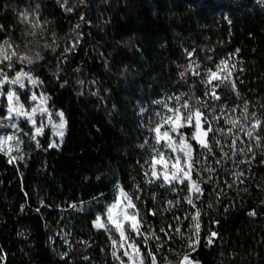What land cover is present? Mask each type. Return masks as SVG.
Returning a JSON list of instances; mask_svg holds the SVG:
<instances>
[{
	"label": "trees",
	"instance_id": "1",
	"mask_svg": "<svg viewBox=\"0 0 264 264\" xmlns=\"http://www.w3.org/2000/svg\"><path fill=\"white\" fill-rule=\"evenodd\" d=\"M5 42L9 53L33 63L13 57L0 64V77H35L47 108L62 112L66 124L56 147L46 136L26 141L12 151L14 163L0 152V264H120L109 234L93 227L117 186L133 198L141 231L161 238L136 237L144 264H152L149 251L157 264H180L185 254L193 264H264V127L259 146L239 127L228 137L210 133L211 153L189 141L197 161L192 178L203 189L195 209L184 199L186 183L172 191L145 176L155 146L148 131L159 109L154 101L183 94L205 101L209 119L223 109L245 129L264 121V0H0V46ZM222 60L234 65L237 91L222 86L213 101L202 79ZM190 63L199 76L185 72ZM213 126L231 127L223 119ZM182 131L190 137L193 130ZM197 209L200 242L192 251ZM169 225L171 239L160 231Z\"/></svg>",
	"mask_w": 264,
	"mask_h": 264
},
{
	"label": "snow or ice",
	"instance_id": "2",
	"mask_svg": "<svg viewBox=\"0 0 264 264\" xmlns=\"http://www.w3.org/2000/svg\"><path fill=\"white\" fill-rule=\"evenodd\" d=\"M5 44L6 47L0 46V64L5 61L11 62L13 57H18L21 63H33V59L28 55L20 54L15 50H12L9 53L8 50L12 49V45L7 42H5ZM189 55H191V53H189ZM8 66L11 68L12 64L9 63ZM195 69L196 70L193 69V64L190 63L185 69V72H191L193 75L199 76V65H196ZM233 69L234 65H229L228 60H222L220 64L216 65L215 69L209 68L205 73L206 78L202 79V83H204L209 89L205 92V96L213 101H218L221 99V96L218 94L217 89L222 86L227 87L229 84L231 85L232 91L236 92V83L233 79ZM185 72L180 73L182 78L185 76ZM25 79H27L33 86L37 84L35 79L27 73L20 71L13 79H9L7 75H4V78L0 79V88H2L5 83H9L12 85H19V88L23 89L25 88ZM0 94H2V92H0ZM47 99L46 96L41 95L37 97L33 94L31 100L36 103L29 111L20 103V97L15 91L9 90L7 92V115L0 118V120L10 121L6 126L14 129V132L12 134L0 136V152L9 157V163H14L17 160V157L12 156L11 153L14 150L19 151V145L23 143L20 136L17 135L22 129L15 121L23 118L31 124L34 131L31 133L30 138L36 140V138L43 133L44 125L37 127L35 116L37 114H47L49 122L51 121V114L47 108ZM153 103L159 105L160 110L154 113L155 119L150 122V126L148 127V131L152 134L155 146L152 148L153 155L145 161V165L148 169L145 171V176L148 178V183L162 180L163 183L160 186H167L172 191L176 190L175 185H184L186 183L188 195L185 196L184 199L194 209L197 207L195 200H198L200 196L203 195V189L201 188L200 183L192 178L193 172L196 171L197 161L193 158L194 149L189 141H195L200 148L206 149L211 153L212 147L209 143L210 133H218L221 136L228 137L233 135V129L239 127L240 131H243L249 138L254 139L257 146H259L261 137L258 133L261 127H264V121L253 119L251 125L245 129L243 125L239 124L237 119L223 115V109H221L222 115L218 116L212 114L211 119H209V117L201 111L202 107H209L205 101L196 98L195 103H192L191 98L184 99L183 94L170 96L165 100H157ZM246 109L247 105H245V111ZM141 111L143 112V109H141ZM232 111L234 112L235 109H232ZM57 115L60 117V123L54 127L58 129L56 135L62 138L66 122L64 121L62 112ZM254 115L255 114H253V117ZM245 118L247 119V117ZM221 119L224 120L225 124H228L231 127L227 130L222 127H214L213 122L218 123ZM3 126L5 125L0 124V127ZM185 128L193 130L190 137L182 131ZM24 135H29V133H24ZM212 138L215 137L213 136ZM239 140V136H234L231 140L230 147L233 155L238 151L236 145ZM13 141H15L14 146L12 143ZM148 143L149 141L146 139L144 144L147 145ZM216 144H221L219 139H216ZM49 146L56 147L57 145L53 143ZM141 147H144V145H141ZM251 150L252 148L249 146L248 151ZM222 155L226 158L228 154L222 153ZM20 158L22 159V157ZM216 162L217 164L221 163L220 160H217ZM207 171L212 172L214 169L209 168ZM234 175L239 178L243 173L237 172ZM117 187L118 195L115 198V202L108 206L104 218L101 216L96 217L93 222V227L97 230H104L109 234V240L111 241L113 248L111 254L115 259L120 261V264H125V261L118 255V252L121 250H123V256L127 257V264H144L143 255L135 238L143 236L145 242L149 239L160 240L161 238L154 231L147 234L141 231L142 221L139 219V213L135 211L136 205L133 202V198L129 196L123 188H120L119 186ZM168 206H173L172 201H168ZM249 214L255 215L254 212H250ZM152 215H156V213L153 212ZM176 219L179 220L180 218L176 217ZM185 219H187V217H185ZM191 220L194 222L192 227L195 229V239H189L188 248L195 251V246L200 242V212L198 209L191 216ZM171 230V225H169L168 230L164 228L160 229L161 233L169 239H171V236L169 235V231ZM174 231L177 234H181V229L179 227L175 228ZM133 233L135 236H133ZM115 235H118V240L114 238ZM215 236V232L211 233L208 238L209 244L213 242ZM162 246V244L158 245L157 250ZM148 255L152 258V264H157L156 256L151 251H149ZM180 264H193V261L190 259V254H185L180 261Z\"/></svg>",
	"mask_w": 264,
	"mask_h": 264
},
{
	"label": "rangeland",
	"instance_id": "3",
	"mask_svg": "<svg viewBox=\"0 0 264 264\" xmlns=\"http://www.w3.org/2000/svg\"><path fill=\"white\" fill-rule=\"evenodd\" d=\"M18 72H20V71H18ZM18 72H16L13 76L8 77V78L9 79L15 78V76H16V74ZM29 76H31V75H29ZM31 77L36 80L35 77H33V76H31ZM3 78H4V76L0 77V79H3ZM24 83H25V88H23V89L19 88V85H12V84H9V83H5L2 86V88H0V92H2V94H0V101L2 99H4V101H5L4 107L6 108V115H7V106H8L7 92L9 90H13V91H15L17 93V95L20 97V103L23 104L25 109L29 110V111L34 106V104L36 103V102H33L31 100V96L33 94H35L37 97L42 95L40 92L36 91V89H35L36 85L33 86L32 84H30L28 82L27 79L24 80ZM163 100H165V99H163ZM158 110H160V106H159ZM49 113L51 114V121L50 122H49V117H48L47 114H45V115L37 114L35 116L36 126L40 127L41 125H44L43 133L40 136H38L36 138V140H32L30 138L31 137V133L34 131V129H33L31 124H29L23 118H20L18 121H15V122H17L19 124L20 128L22 129V131L20 133H17V135L20 136V139L23 141V143H25L26 141H30V142H33V143H40V140H42L46 136V138H47V146L50 147L49 146L50 144H53V143L57 144V142H60L62 140L64 135H63L62 138L57 136L56 132L58 131V129L56 127H54L55 125H58L60 123V117H59V115H57L60 112L53 111V110L49 109ZM9 123H10V121H8V120L0 121V124L5 125L3 127H0V130H3V131L4 130H10V132L7 133V134L0 133V136H5V135H8V134H12L14 132V129L6 126ZM63 132L65 134V128L63 129ZM24 133H29V135H24ZM12 143H13V146H14L15 145V141H13ZM147 170L148 169L146 168L145 171H147ZM147 180H148V178H147ZM117 195H118V193H117ZM114 202H112L110 205H112ZM107 208H106V210H107ZM106 210H105V213H106ZM130 211H132V210H130ZM102 218H104V215L102 216ZM133 236H135L134 233H133ZM114 238L117 239V240L119 239L118 235H115ZM119 256H121V259L125 261V264H127V257L123 256V250L120 251ZM118 263H120L119 260H118Z\"/></svg>",
	"mask_w": 264,
	"mask_h": 264
}]
</instances>
